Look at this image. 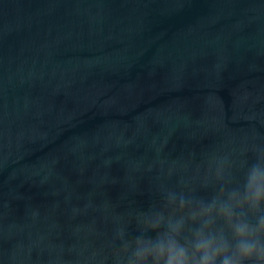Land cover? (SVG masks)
<instances>
[{
  "label": "water",
  "instance_id": "water-1",
  "mask_svg": "<svg viewBox=\"0 0 264 264\" xmlns=\"http://www.w3.org/2000/svg\"><path fill=\"white\" fill-rule=\"evenodd\" d=\"M254 146L264 0H0V264H113L137 213L211 198L224 158L242 184Z\"/></svg>",
  "mask_w": 264,
  "mask_h": 264
},
{
  "label": "clouds",
  "instance_id": "clouds-1",
  "mask_svg": "<svg viewBox=\"0 0 264 264\" xmlns=\"http://www.w3.org/2000/svg\"><path fill=\"white\" fill-rule=\"evenodd\" d=\"M252 151L242 184L225 178L224 158L211 198L166 190L159 207L137 213L138 235L117 230L113 264H264V147Z\"/></svg>",
  "mask_w": 264,
  "mask_h": 264
}]
</instances>
